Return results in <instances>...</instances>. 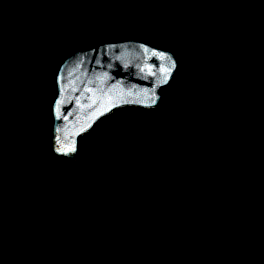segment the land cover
I'll return each instance as SVG.
<instances>
[{
	"label": "trees",
	"instance_id": "trees-1",
	"mask_svg": "<svg viewBox=\"0 0 264 264\" xmlns=\"http://www.w3.org/2000/svg\"><path fill=\"white\" fill-rule=\"evenodd\" d=\"M222 2L0 0V264H264V0L213 22ZM126 38L182 56L164 104L103 119L54 158L70 174L24 176L61 61Z\"/></svg>",
	"mask_w": 264,
	"mask_h": 264
},
{
	"label": "water",
	"instance_id": "water-1",
	"mask_svg": "<svg viewBox=\"0 0 264 264\" xmlns=\"http://www.w3.org/2000/svg\"><path fill=\"white\" fill-rule=\"evenodd\" d=\"M183 66L176 51L126 38L79 47L58 66L50 102L47 148L75 160L81 139L115 111L159 109Z\"/></svg>",
	"mask_w": 264,
	"mask_h": 264
},
{
	"label": "rangeland",
	"instance_id": "rangeland-1",
	"mask_svg": "<svg viewBox=\"0 0 264 264\" xmlns=\"http://www.w3.org/2000/svg\"><path fill=\"white\" fill-rule=\"evenodd\" d=\"M256 0H252V2H255ZM237 2V0H223L222 4H223V8L222 9H217L216 12L213 13L212 16V21H220L225 19L226 17V11L225 8H228L232 5H234ZM240 28V34L242 35L240 37V40L244 39V36L246 33L249 32V29H247L245 27V25L242 26L239 25ZM238 38V37H237ZM169 42H171L178 51L182 50L183 45L180 44V39L178 38H172ZM3 119H0V121ZM39 124V125H38ZM36 125L39 126V128H37V148L35 151V155L34 158L32 160V162L30 163V165L27 167V169H25L23 171L24 176H32V175H41L42 173L46 172V174L51 171L54 168H57V166H62L63 169V174L66 176V174H68L70 171H72L74 168V165H71L69 163H59V160L54 159L55 157H53L51 155V153L49 152L48 148H47V133L45 132V122L42 120H39ZM90 145L87 141H85V139H81V143H80V153L82 155L84 150L89 149ZM80 155V158L82 159ZM78 159V161L76 162L77 164H79L81 159ZM1 163L3 165H0L1 167H5L7 166V164ZM70 174V173H69ZM17 180L21 182V177H22V173H19L16 175ZM4 182V177L0 176V184H2ZM17 189V188H16ZM13 192H15V188H9L7 190V194L12 196ZM45 198L47 199V193L42 196L41 200H40V205L43 207V224L41 229H46L48 226L52 227L53 224V219L52 217L55 214V210H54V206H52L49 202H47L45 200ZM44 204V205H43ZM42 219V218H41ZM40 225H41V220H40Z\"/></svg>",
	"mask_w": 264,
	"mask_h": 264
}]
</instances>
